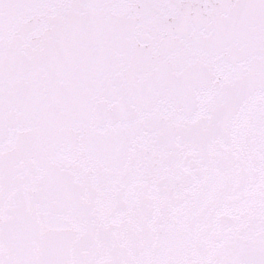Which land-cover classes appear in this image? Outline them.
<instances>
[{"label":"snow or ice","instance_id":"snow-or-ice-1","mask_svg":"<svg viewBox=\"0 0 264 264\" xmlns=\"http://www.w3.org/2000/svg\"><path fill=\"white\" fill-rule=\"evenodd\" d=\"M0 264H264V0H0Z\"/></svg>","mask_w":264,"mask_h":264}]
</instances>
